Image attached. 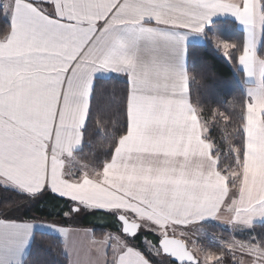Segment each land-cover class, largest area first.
Wrapping results in <instances>:
<instances>
[{
  "label": "snow or ice",
  "instance_id": "6c2138e0",
  "mask_svg": "<svg viewBox=\"0 0 264 264\" xmlns=\"http://www.w3.org/2000/svg\"><path fill=\"white\" fill-rule=\"evenodd\" d=\"M0 7L7 21L0 32V188L31 200L50 193L67 202L66 218L81 210L111 217L126 239L105 264H155L160 256L170 264H223V252L197 257L181 229L219 220L224 206L234 230L264 224V0H10ZM214 17L243 26L242 43L214 32L210 38L251 84L227 167L188 89V37L204 34ZM105 77L126 81L111 151L70 171L66 161L88 142ZM245 153L258 168L238 180ZM34 229L64 231L0 220V264H23ZM145 231L155 243L145 240L140 250L131 242ZM108 239L97 243L109 247ZM226 250L233 264H241L237 250L264 264V234Z\"/></svg>",
  "mask_w": 264,
  "mask_h": 264
},
{
  "label": "trees",
  "instance_id": "16d2710c",
  "mask_svg": "<svg viewBox=\"0 0 264 264\" xmlns=\"http://www.w3.org/2000/svg\"><path fill=\"white\" fill-rule=\"evenodd\" d=\"M7 27L3 10L0 11V32ZM218 34L229 42L242 43L245 37L239 25L232 19L222 18L213 21L204 34L203 41L188 45L189 94L192 104L198 107L199 115L207 122L209 135L220 148V163L222 166L234 164V149L236 143V130L241 126L239 109L246 100L245 75L236 69V61H226L213 39L212 33ZM126 89L123 77L104 78L100 81L98 92L93 100L94 117L89 124V132L83 150L77 154L74 170L83 165H92L93 162L107 158L113 144L112 134L118 125V116L122 120L121 107ZM242 140L243 137H240ZM244 144L239 145L243 151ZM245 156V155H244ZM242 156V162L244 160ZM238 180L241 169H237ZM66 201L46 194L38 200H31L20 195L11 188H0V217L14 221H38L68 225H85L93 229L94 235L102 238L108 231H119L113 219H107L103 225L96 223L97 212L81 210L78 214L72 213L67 218L64 213L68 211ZM204 227L215 234L229 233V229L220 224H203ZM252 228L236 231L234 234L241 240H248L249 236L264 234V224L255 223ZM242 231V232H240ZM144 237L148 233L138 236L134 246L140 250L145 249ZM32 245L23 264H69L64 253L63 239L48 232L35 231ZM163 258V256H162ZM155 264H170V258H153ZM162 260V261H161Z\"/></svg>",
  "mask_w": 264,
  "mask_h": 264
},
{
  "label": "crops",
  "instance_id": "0c3cea01",
  "mask_svg": "<svg viewBox=\"0 0 264 264\" xmlns=\"http://www.w3.org/2000/svg\"><path fill=\"white\" fill-rule=\"evenodd\" d=\"M10 2V0H6V3ZM222 18H228V19H232L231 17H214L213 21L216 19H222ZM234 20V19H232ZM238 25L239 23L236 22ZM240 29L243 31L244 35H245V31L243 26L239 25ZM203 41V37L202 34H191L188 37V45L191 43H200ZM187 45V48H188ZM187 59H188V50H187ZM187 66H188V61H187ZM245 75V82H246V86H245V90L247 89V87L251 86L250 84V80L249 78L246 77ZM108 78V77H105ZM189 89V86H188ZM199 114V111H198ZM246 153L244 156V160H243V164L244 167L241 169V173L243 174V177L246 179L248 176L249 172H252L253 174H255V172L257 171L258 165L256 164L255 161H252L251 163L248 162V160L245 158L246 157ZM66 168L68 170H74V162L73 161H66ZM236 187H239V184L236 185ZM231 188V185H230ZM89 211V210H87ZM105 213L103 212H97V221L96 223L103 225L106 222L105 219H107L105 217ZM232 213L228 210L227 206L222 207L221 209V213H220V219H225V218H231ZM108 218L112 219L111 217L107 216ZM0 220H4V221H14V220H6L2 217H0ZM216 221V220H214ZM17 223H30V224H42V225H49V224H53L50 222H38V221H15ZM259 223V220L256 222ZM116 224L117 222H115L113 220V225ZM56 225L57 228L59 229H64L63 232H54V231H50L48 229H41V230H35L34 229V233L35 231H42V232H48L54 235H58L63 239L64 242V253L67 255L68 257V262L69 264H105L106 260H111L113 259L114 256V250L112 249V246L109 247H105L104 245H101L99 243H97L98 241H102V240H106L105 239V235L102 238H98L94 235V231L92 228H90L89 226H85V225H68V227L62 226L60 224H54ZM196 225H200V224H195L189 227H194ZM202 226V225H201ZM229 229L234 230L233 226L231 224L228 225ZM237 228H239L240 226L237 225ZM183 230V229H181ZM185 230V229H184ZM33 240V239H32ZM31 240V242H32ZM30 242L29 247L23 252L22 254V260L23 263L25 261V259L27 258V254L29 253V250L31 248L32 243ZM109 244V241H108ZM111 245V244H109ZM122 244H118V246L115 247V251L118 252L119 251V247Z\"/></svg>",
  "mask_w": 264,
  "mask_h": 264
},
{
  "label": "rangeland",
  "instance_id": "374dc122",
  "mask_svg": "<svg viewBox=\"0 0 264 264\" xmlns=\"http://www.w3.org/2000/svg\"><path fill=\"white\" fill-rule=\"evenodd\" d=\"M229 218H223L216 221H213L215 224H220L222 227L229 229V223L227 222ZM118 225V223H117ZM119 228V225L117 226ZM230 230V229H229ZM187 233V236L185 237L189 243L190 248H195V254L199 258H203L205 255V250L210 251L216 255H220L221 252L224 253V259L223 264H233V255L229 253L226 250V245L231 243L233 240L237 242H247L248 240H241L238 238L236 234H234L236 231H232L229 233H220L215 234L213 231L207 229L203 225H196L194 227H188L185 230ZM242 232V231H240ZM144 233H148V238L144 237L143 241L145 243V240L150 241L152 243H155V238L151 235V233L145 231ZM105 239H108V237H112V239H108L109 244L111 246H118V244H123L124 239H126L120 231L114 230V231H108L106 235L104 236ZM133 245H135L134 242H131ZM145 246L147 247L146 243ZM113 249V247H112ZM114 250V249H113ZM236 258L240 259L241 264H251L250 258L247 255H242L239 250L235 253ZM160 259H166L168 260L169 257L166 256H160ZM162 261V260H161Z\"/></svg>",
  "mask_w": 264,
  "mask_h": 264
},
{
  "label": "built area",
  "instance_id": "2783aa9c",
  "mask_svg": "<svg viewBox=\"0 0 264 264\" xmlns=\"http://www.w3.org/2000/svg\"><path fill=\"white\" fill-rule=\"evenodd\" d=\"M4 3H6V0H0V6H2ZM0 10H3L2 7H0Z\"/></svg>",
  "mask_w": 264,
  "mask_h": 264
},
{
  "label": "water",
  "instance_id": "95a60500",
  "mask_svg": "<svg viewBox=\"0 0 264 264\" xmlns=\"http://www.w3.org/2000/svg\"><path fill=\"white\" fill-rule=\"evenodd\" d=\"M170 258V257H169ZM170 260H171V258H170Z\"/></svg>",
  "mask_w": 264,
  "mask_h": 264
}]
</instances>
